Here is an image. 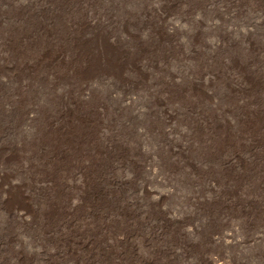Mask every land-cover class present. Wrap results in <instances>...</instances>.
Wrapping results in <instances>:
<instances>
[{
	"label": "rangeland",
	"instance_id": "obj_1",
	"mask_svg": "<svg viewBox=\"0 0 264 264\" xmlns=\"http://www.w3.org/2000/svg\"><path fill=\"white\" fill-rule=\"evenodd\" d=\"M106 1L0 0V264H264V0ZM138 3L141 6H137ZM52 14L56 17L52 18ZM32 21L38 22V27ZM54 24L59 26L54 27ZM100 33L107 36L108 42H116L115 46L126 49L125 53L121 54L119 47L115 50L103 45ZM90 37L96 40L92 42ZM28 38L32 42L37 40L36 44ZM48 41L52 45H48ZM135 41L141 42L136 44ZM149 60L154 64L148 63ZM163 65L165 69H161ZM21 67H26L25 71ZM172 70L186 78L185 87L179 85L182 82L177 77L171 79ZM141 73L147 76L144 78ZM150 77L157 81L151 84ZM62 80L65 82L60 83ZM192 80L200 82L199 89L192 88L189 84ZM65 100L68 102L64 105ZM159 104L173 118L164 116L165 113L158 110ZM67 105L73 107V114L80 108L78 113L76 111L80 119L74 117L78 118L76 122L70 115L72 125L67 123L68 131L64 133L59 128L46 130V121L61 110L65 112ZM234 112H242L246 118L236 123ZM27 114L32 115L31 120L27 119ZM186 116H190V121ZM158 126H163L159 132ZM189 126L195 131L191 132ZM164 129L173 132L168 133L173 137L171 150L174 144L186 142L194 149L201 144L208 155H215L220 148L222 155H241L246 163L240 162L236 169L242 172L218 168L217 161L206 165L203 160L197 163L199 171L194 173L186 161L195 152L188 151L187 157L174 155L169 144L162 141L165 133L160 132ZM100 136L107 138L106 148L111 149L110 152L99 153L96 149L103 141ZM38 140L50 144L48 153L55 150L62 152V156L49 153L53 158L48 154L47 158L36 159L30 154L36 151ZM78 168L87 169L88 175L81 177ZM23 181L27 185L39 183L48 198L41 193L34 194V199L24 198L16 188L9 186ZM2 187L12 192L5 197L6 202L1 200ZM97 191L106 192L108 201L104 197L101 200L93 197V192ZM83 193L86 200L80 199ZM71 204L75 207L72 210L68 206ZM18 210L26 212L23 220L15 215ZM92 210L96 212L94 218L89 216ZM66 211L72 214L68 216ZM70 218L73 225L65 229L64 224ZM57 229H62L63 235L55 233ZM88 231L93 234L92 239ZM50 236L58 240L68 237L71 252L65 251L63 242L48 240Z\"/></svg>",
	"mask_w": 264,
	"mask_h": 264
},
{
	"label": "bare ground",
	"instance_id": "obj_2",
	"mask_svg": "<svg viewBox=\"0 0 264 264\" xmlns=\"http://www.w3.org/2000/svg\"><path fill=\"white\" fill-rule=\"evenodd\" d=\"M84 1H85V0H84ZM103 1H104V0H103ZM105 1H106V0H105ZM112 1H114V0H112ZM115 1H116V0H115ZM115 1H114V2H115ZM131 1H132V0H131ZM44 2H45V1H44ZM49 2H50V1H49ZM78 2H79V1H78ZM88 2H89V1H88ZM88 2H87V3H88ZM106 2H107V1H106ZM114 2H113V3H114ZM122 2H124V1H122ZM128 2H129V1H128ZM41 3H43V2H41ZM47 3H48V2H47ZM50 3H51V2H50ZM76 3H77V2H76ZM90 3H91V2H90ZM92 3H94L93 0H92ZM92 3H91V4H92ZM107 3H108V2H107ZM117 3H118V2H117ZM119 3H120V0H119ZM129 3H130V2H129ZM134 3H135V2H134ZM139 3H141V2L139 1ZM139 3H138L137 6L140 5ZM38 4H40V3H38ZM91 4H90V5H91ZM108 4H110V3H108ZM114 4H115V3H114ZM123 4H124V3H123ZM142 4H143V3H141V5H142ZM145 4H148V3L145 2ZM84 5H85V4H84ZM111 5H113V4H111ZM115 5H119V4H115ZM141 5H140V6H141ZM143 5H144V4H143ZM40 6H41V4H40ZM46 6H47V5H46ZM46 6H45V4H44V8H45ZM105 6H107V4H106ZM113 6H114V5H113ZM147 6H148V5H147ZM151 6H152V5H151ZM159 6H160V5H159ZM209 6H210V5H209ZM209 6H208V7H209ZM37 7H38V5H37ZM37 7H36V8H37ZM42 7H43V5L41 6V8H42ZM65 7H66V6H65ZM80 7H81V6H80ZM85 7H86V6H85ZM87 7H89V6H87ZM91 7L93 8L94 6H91ZM91 7H90V10L92 9ZM155 7H157V6H155ZM33 8H35V7H33ZM33 8H32V9H33ZM62 8H63V7H62ZM67 8H68V7H67ZM94 8H95V7H94ZM114 8H115V6H114ZM117 8H118V7H117ZM148 8H149V7H148ZM150 8H151V7H150ZM210 8H211V7H210ZM39 9H40V8H39ZM86 9H87V8H86ZM96 9H97V8H96ZM122 9H123V8H122ZM141 9H142V8H141ZM141 9H140V10H141ZM156 9H157V8H156ZM160 9H161V8H160ZM160 9H159V10H160ZM22 10H23V9H22ZM22 10H21V11H22ZM48 10H51V9L48 8ZM66 10H67V9H66ZM92 10H93V9H92ZM99 10H100V9H99ZM99 10H97V11L99 12ZM111 10H112V8H111ZM123 10H124V9H123ZM145 10H146L145 12H148V11H149V10H147V9H145ZM154 10H155V8H154ZM154 10H153V11H154ZM26 11H27V10H25V12H26ZM35 11L37 12L38 9L35 10ZM42 11H44V10H42ZM42 11H39V13H40V12L42 13ZM52 11H53V10H51V12H52ZM57 11H59V10H57ZM141 11H142V10H141ZM44 12H46V11H44ZM47 12H48V11H47ZM51 12H49V13H51ZM62 12H63V11H62ZM95 12H96V11H95ZM111 12H112V11H111ZM143 12H144V10H143ZM145 12H144V14H142V16H143V15L145 16ZM149 12H150V11H149ZM29 13H30V11H29ZM37 13H38V12H37ZM37 13H36V14H37ZM58 13H59V12H58ZM58 13H57V14H58ZM65 13H66V11H65ZM70 13H71V12H70ZM88 13H89V12H88ZM151 13H152V12H151ZM155 13H156V12H155ZM23 14L26 15L25 13H23ZM23 14H22V15H23ZM97 14H98V13H97ZM101 14H102V13H101ZM109 14H110V13H109ZM158 14H159V13H158ZM163 14L165 15V13H163ZM28 15H29V14H28V12H27V18L29 17ZM30 15H31V14H30ZM40 15H41V14H40ZM47 15H49V14H47ZM47 15H46V16H47ZM62 15H63V14H62ZM88 15H91V14H88ZM148 15H149V14H148ZM148 15H147V16H148ZM160 15H161V14H160ZM32 16H33V15H32ZM91 16H92V15H91ZM98 16H99V15H98ZM100 16H101V15H100ZM103 16H104V15H103ZM107 16H108V15H107ZM144 16H143V17H144ZM157 16H158V15H157ZM25 17H26V16H25ZM34 17H35V16H34ZM34 17H32V19H33ZM53 17H56L55 14H54V16H53V14H52V18H53ZM57 17H58V16H57ZM104 17H105V16H104ZM112 17H113V16H112ZM120 17H121V16H120ZM120 17H119V18H120ZM122 17H123V16H122ZM122 17H121V18H122ZM145 17H146V16H145ZM145 17H144V18H145ZM164 17H165V16H164ZM23 18H24V16H23ZM36 18H37V17H36ZM36 18H35V19H36ZM44 18H45V16H44ZM48 18H49V17H48ZM50 18H51V16H50ZM52 18H51V19H52ZM62 18H63V16H62ZM92 18H93V17H92ZM107 18H108V17H107ZM150 18H152V17L150 16ZM160 18H161V16H160ZM162 18H163V17H162ZM28 19H29V18H28ZM35 19H33V20H35ZM38 19H40V18L38 17ZM51 19H50V20H51ZM81 19H82V18H81ZM95 19H96V21L98 20L97 18H95ZM103 19H104V18H103ZM155 19H156V18H155ZM41 20H42V19H41ZM50 20H49V21H50ZM53 20H54V19H53ZM64 20L66 21V19H64ZM68 20H69V18H68ZM82 20H83V19H82ZM92 20H93V19H92ZM100 20H101V19H100ZM142 20H143V18H142ZM147 20H149V19H147ZM22 21H24V20H21V23H22ZM26 21H27V20H26ZM30 21H31V20H29V22H30ZM38 21H39V20H38ZM45 21H46V20H45ZM47 21H48V20H47ZM47 21H46V22H47ZM51 21H52V20H51ZM55 21H56V20H55ZM55 21H54V22H55ZM59 21H60V20H59V17H58V22H59ZM65 21H64V22H65ZM94 21H95V20H94ZM106 21H107V20H106ZM110 21H111V20H110ZM112 21H113V20H112ZM130 21H131V20H130ZM132 21H133V20H132ZM132 21H131V22H132ZM145 21H146V20H145ZM151 21H152V19H151ZM24 22H25V21H24ZM24 22H23V24H24ZM32 22H33V21H32ZM46 22H45V23H46ZM58 22H57V23H58ZM62 22H63V21H61V23H62ZM71 22H72V21H71ZM77 22H79V21H77ZM84 22H85V21H84ZM97 22H98V21H97ZM99 22H100V21H99ZM99 22H98V23H99ZM103 22H104V21H102V23H103ZM115 22H116V21H114V23H115ZM147 22H150V21H147ZM11 23H12V22H11ZM33 23H36V26L38 27V24H37L38 22H35V21H34ZM41 23H42V22H41ZM41 23H40V24H41ZM43 23H44V22H43ZM45 23H44V24H45ZM59 23H60V22H59ZM67 23H68V22H67ZM67 23H66V24H67ZM80 23H81V22H80ZM128 23H129V22H128ZM128 23H127V25H128ZM152 23H153V22H152ZM12 24H13V23H12ZM12 24H11V27H12ZM19 24H20V23H19ZM23 24H22V25H23ZM40 24H39V25H40ZM44 24H43V25H44ZM46 24H48V23H46ZM51 24H52V23H51ZM51 24H50V25H51ZM64 24H65V23H64ZM71 24H72V23H71ZM81 24H82V23H81ZM103 24H104V23H103ZM105 24H106V23H105ZM109 24H110V22H109ZM147 24H148V23H147ZM154 24H155V23H154ZM162 24H163V23H162ZM15 25H16V24H15ZM25 25H27V24H25ZM25 25H24V26H25ZM28 25H29V24H28ZM30 25H31V24H30ZM43 25H42V26H43ZM67 25H69V24H67ZM111 25H112V24H111ZM120 25H121V24H120ZM129 25H130V23H129ZM134 25H135V24H134ZM55 26L58 27L59 25L57 26V24H56V25L54 24V27H55ZM101 26H102V25H101ZM103 26H104V25H103ZM103 26H102V27H103ZM107 26H108V25H107ZM112 26H113V25H112ZM143 26L145 27V26H148V25H143ZM164 26H165V25H164ZM15 27H16V26H15ZM15 27H14V28H15ZM27 27H28V26H26V28H27ZM31 27H32V26H31ZM48 27H49V26H48ZM51 27H52V26H51ZM82 27H83V26H82ZM116 27H117V25H116ZM119 27H120V26H119ZM148 27H149V26H148ZM152 27H153V26H152ZM152 27H151V28H152ZM154 27H155V26H154ZM33 28H34V26H33ZM44 28H45V27H44ZM69 28L72 29L73 27L70 26ZM79 28H80V27H79ZM84 28H85V27H83V29H84ZM104 28H106V27H104ZM104 28H103V29H104ZM131 28H132V27H131ZM133 28H135V27L133 26ZM157 28H158V27H157ZM174 28H175V27H174ZM11 29H12V28H11ZM39 29H40V28H39ZM50 29H51L50 27H49V29L47 28V30H49V31H50ZM59 29H61V28H59ZM63 29H67V28H64V27H63ZM63 29H62V30H63ZM83 29H79V30H80V31H83ZM120 29H122V28H120ZM146 29H147V27H146ZM149 29H150V27H149ZM153 29H156V28H153ZM153 29H151V30H153ZM164 29H165V27H164ZM170 29H171V28H170ZM9 30H10V29H9ZM29 30H30V28H29ZM41 30L43 31L42 28L40 29V31H41ZM53 30H54V29H53ZM55 30H56V29H55ZM55 30H54V31H55ZM73 30H74V32H75V27H74ZM73 30H72V32H73ZM79 30H78V31H79ZM84 30H85V33H86V29H84ZM94 30H95V29H94ZM123 30H124V29H123ZM123 30H122V31H123ZM156 30H157V29H156ZM173 30H174V29H173ZM26 31H27V30H26ZM31 31H32V29H31ZM35 31H36V30H34V32H35ZM40 31H39V32H40ZM64 31H66V30H64ZM64 31H63V32H64ZM100 31H101V30H100ZM114 31H115V30H114ZM135 31H136V30H135ZM146 31H148V30H146ZM153 31H154V30H153ZM157 31H158V30H157ZM29 32H30V31H29ZM29 32H27V33L30 35ZM37 32H38V31H37ZM52 32H53V31H51L50 33H52ZM55 32H56V31H55ZM69 32H70V31H69ZM74 32H73V33H74ZM87 32H88V31H87ZM101 32H103V31H101ZM116 32H117V31H116ZM123 32H124V31H123ZM123 32H122V33H123ZM155 32H156V31H155ZM44 33H45V29H44ZM44 33H43V34H44ZM53 33H54V32H53ZM67 33H68V32H66V34H67ZM73 33H70V34L73 35ZM76 33H78V32L76 31ZM79 33H80V32H79ZM79 33H78V35H79ZM90 33H91V32H90ZM117 33H118V32H117ZM120 33H121V32H120ZM122 33H121V34H122ZM125 33H126V32H125ZM127 33H128V32H127ZM127 33H126V34H127ZM129 33H130V32H129ZM147 33H148V32H147ZM166 33H167V31H166ZM28 34H26V35H28ZM47 34H48V36H49V33H47ZM61 34H62V33H61ZM61 34H60V36H61ZM70 34H69V36H70ZM83 34H84V33H82V36H83ZM130 34H131V33H130ZM130 34H129V36H130ZM135 34H136V33H135ZM149 34H150V33H149ZM169 34H170V33H169ZM32 35H33V34H32ZM35 35H36V34H35ZM35 35H34V36H35ZM40 35H41V33H40ZM40 35H39V36H40ZM74 35H76V34H74ZM78 35H76V36H78ZM80 35H81V34H80ZM86 35H87V34H86ZM86 35H84V36H86ZM88 35H89V34H88ZM88 35H87L86 37H88ZM101 35H102V34L100 33L99 36H101ZM107 35H108V34H107ZM114 35H115V33H114ZM118 35H119V34H118ZM118 35H117V36H118ZM133 35H134V34H133ZM152 35H153V34H152ZM170 35H171V34H170ZM42 36H44V35H42ZM42 36H41V37H42ZM45 36H46V33H45ZM82 36H81V37H82ZM93 36H94V35H93ZM119 36H120V35H119ZM123 36H124V35H123ZM123 36H122V38H123ZM135 36H137V34H136ZM149 36H150V35H149ZM37 37H38V36H37ZM41 37H40V38H41ZM64 37L67 38L68 36H64ZM115 37H116V36H115ZM124 37H125V36H124ZM126 37H128V36H126ZM138 37H139V36H138ZM141 37H143V36H141ZM159 37H160V36H159ZM171 37H172V35H171ZM30 38H31V37H30ZM30 38H28V39H30ZM44 38H47V39H48V37H44ZM50 38H51V37H50ZM59 38H60V37H59ZM82 38H83V37H82ZM90 38H92V42H94V40H96V39H94V37H90ZM95 38H97V36H95ZM100 38H102V40L100 39V41H104V42H105L103 45L107 44V46H109L108 48H114L115 50H118V49H116V47H117V48L119 47V48H120V52H121V49H122V52H123V53H121V54H124V53H125V50H126V49L124 50L120 45L115 46L116 42H115V44H113L112 41H111L112 43H111V42H108V41H110V40H108L107 36L103 37V35H102V37H100ZM113 38H114V37H113ZM119 38H120V37H119ZM122 38H121V40H122ZM129 38H132V37H129ZM143 38H144V37H143ZM143 38H142V39H143ZM148 38H149V37H148ZM28 39H27V40H28ZM35 39H36V38H35ZM38 39H39V38H38ZM41 39L43 40V38H41ZM67 39H68V38H67ZM69 39H70V37H69ZM69 39H68V40H69ZM75 39H76V38H75ZM77 39H78V38H77ZM77 39H76V40H77ZM80 39H81V38H80ZM84 39H85V38H84ZM93 39H94V40H93ZM115 39H117V38H115ZM127 39H128V38H127ZM151 39H152V38H151ZM168 39H169V38H168ZM171 39H172V38H170L169 40H171ZM27 40H26V41H27ZM42 40H41V43H42ZM52 40H53V39H52ZM52 40H49V41L52 43ZM62 40H63V39H62ZM71 40H72V39H71ZM86 40H89V39L86 38ZM90 40H91V39H90ZM90 40H89V41H90ZM97 40H98V39H97ZM107 40H108V41H107ZM123 40H124V39H123ZM123 40H122V41H123ZM133 40H134V38H133ZM143 40H144V39H143ZM143 40H142V42H143ZM149 40H150V39H149ZM154 40H155V39H154ZM29 41L32 42L31 39H30ZM33 41H34V40H33ZM44 41H45V40H44ZM49 41H48V45H49V43H50ZM73 41H74V39H73ZM79 41H80V40H79ZM82 41H83V43H84V40H82ZM114 41H115V40H114ZM119 41H120V40H119ZM127 41H130V40H127ZM151 41H152V40H151ZM158 41H160V39H158ZM34 42H37V40H35ZM34 42H32V43L34 44ZM58 42H59V41H58ZM75 42H76V41H75ZM86 42H87V41H86ZM90 42H91V41H90ZM107 42H108L109 44H108ZM120 42H121V41H120ZM123 42H124V41H123ZM125 42H126V41H125ZM133 42H134V41H133ZM140 42H141V41H140ZM140 42H137V43L139 44ZM144 42H145V41H144ZM46 43H47V42H46ZM51 43H50V44H51ZM59 43H60V42H59ZM70 43H72V41H71ZM77 43H79V42L77 41ZM87 43H88V42H87ZM87 43H86V44H87ZM96 43H97V41H96ZM96 43H95V44H96ZM101 43H102V42H101ZM101 43H100V44L98 43V44L101 45ZM121 43H122V42H121ZM126 43H127V42H126ZM126 43H125V44H126ZM135 43H136V41H135ZM137 43H136V44H137ZM145 43H146V42H145ZM152 43L154 44V42H152ZM155 43H156V41H155ZM167 43H168V42H167ZM3 44H4V43H3ZM26 44H27V43H26ZM35 44H36V43H35ZM35 44H34V45H35ZM39 44H40V43H39ZM81 44H82V42H81ZM118 44H119V43H118ZM122 44H123V43H122ZM125 44H124V45H125ZM127 44H129V42H128ZM127 44H126V45H127ZM136 44H135V45H136ZM142 44H144V43H141V45H142ZM27 45H29V44H27ZM37 45H38V43H37ZM51 45H52V44H51ZM93 45H94V44H93ZM96 45H97V44H96ZM166 45H167V44H166ZM46 46H47V45H46ZM74 46L76 47V43L74 44ZM78 46H79V44L77 45V47H78ZM80 46H81V45H80ZM82 46H83V45H82ZM84 46H85V45H84ZM101 46H102V45H101ZM122 46H123V45H122ZM136 46H137V45H136ZM138 46H139V45H138ZM153 46H156V45H153ZM22 47H23V46H22ZM51 47H52V46H51ZM72 47H73V46H72ZM123 47H124V46H123ZM127 47H128V46H127ZM143 47H144V46H143ZM169 47H170V46H169ZM48 48H50V47L48 46ZM70 48H71V47H70ZM94 48H97V49H98V47H96V46H95ZM101 48H102V47H101ZM105 48H106V47H105ZM125 48H126V46H125ZM135 48H136V47H135ZM137 48H138V47H137ZM137 48H136V49H137ZM145 48H146V47H145ZM40 49H43V47H41ZM60 49H61V47H60ZM60 49H58V50H60ZM68 49H69V48H68ZM77 49H78V48H77ZM81 49H82V48H81ZM106 49H107V48H106ZM138 49H139V48H138ZM143 49H144V48H143ZM168 49H170V48H168ZM44 50L46 51V49H43V51H44ZM58 50H57V51H58ZM64 50H65V49H64ZM72 50H73V49H72ZM75 50H76V49H75ZM78 50H80V49H78ZM87 50H88V49H87ZM98 50H100V49H98ZM109 50H110V49H109ZM139 50H141V49H139ZM60 51H61V50H60ZM106 51H108V50H106ZM106 51H105V53H106ZM110 51H111V50H110ZM137 51H138V50H137ZM147 51H148V49H147ZM72 52H74V51H72ZM80 52H81V51H80ZM83 52H84V51H83ZM87 52H88V51H87ZM87 52H86V53H87ZM91 52H92V51H91ZM93 52H94V51H93ZM93 52H92V53H93ZM98 52H100V51H98ZM98 52H97V53H98ZM101 52H102V51H101ZM101 52H100V53H101ZM103 52H104V51H103ZM139 52H140V51H139ZM142 52H144V51L142 50ZM142 52H141V53H142ZM11 53H12V52H11ZM13 53H14V52H13ZM59 53H60V52H59ZM69 53H70V52H69ZM88 53H89V52H88ZM94 53H95V52H94ZM94 53H93V54H94ZM116 53H117V52H116ZM132 53H133V52H132ZM132 53H130V55H131ZM135 53H136V52H135ZM151 53H152V51H151ZM151 53H150V54H151ZM53 54H54V53H53ZM56 54H57V52H56ZM70 54H71V53H70ZM89 54H90V53H89ZM89 54H88V55H89ZM139 54H140V53H139ZM150 54H149V55H150ZM163 54H164V53H163ZM169 54H170V53H169ZM185 54H186V53H185ZM236 54H237V53H236ZM13 55H14V54H13ZM48 55H49V54H48ZM68 55H69V54H68ZM73 55H74V54H73ZM96 55H98V54H96ZM105 55H106V54H105ZM112 55H113V54H112ZM126 55H128V54L126 53ZM126 55H125V56H126ZM135 55H136V54H135ZM71 56H72V55H71ZM76 56L78 57V55H76ZM80 56H81V55H80ZM83 56H84V55H83ZM89 56H90V55H89ZM93 56H94V55H93ZM100 56H101V55H100ZM103 56H104V53H103ZM108 56H109V55H108ZM108 56L106 55L107 58H108ZM115 56H117V55H115ZM115 56H114V57H115ZM125 56H124V57H125ZM150 56H151V55H150ZM165 56H167V55H165ZM2 57H3V56H2ZM13 57H14V56H13ZM46 57H48V56H46ZM59 57H60V55H59ZM81 57H82V56H81ZM97 57H99V56H97ZM97 57H95V58H97ZM167 57H168V56H167ZM187 57H188V56H187ZM234 57H235V56H234ZM3 58H5V57H3ZM61 58H62V57H61ZM61 58H60V59H61ZM71 58H72V57H71ZM82 58H83V57H82ZM87 58H88V57H87ZM99 58H100V57H99ZM110 58H111V57H110ZM116 58H117V57H116ZM136 58H137V57H136ZM136 58H133V59H136ZM146 58H148L147 55H146ZM62 59H63V58H62ZM72 59H73V58H72ZM91 59H92V57H91ZM119 59H120V57H119ZM124 59H125V58H124ZM127 59H128V58H127ZM143 59L145 60V57H144ZM150 59H151V58H150ZM153 59H154V58H153ZM163 59H164V58H163ZM166 59H168V58H166ZM3 60H4V59H3ZM13 60H14V59H13ZM31 60H32V59H31ZM63 60H64V59H63ZM74 60H75V58H74ZM87 60H89V58H88ZM87 60H86V61H87ZM151 60H152V59H151ZM151 60H149V62H148V61H147V62H148V63H153V62H150ZM231 60H232V59H231ZM234 60H236V59H234ZM14 61H15V60H14ZM35 61H36V60H35ZM113 61H114V60H113ZM113 61H112V62H113ZM120 61H122V60H120ZM120 61L118 60V62H120ZM135 61H136V60H135ZM135 61H134V62H135ZM167 61H168V60H167ZM31 62H32V61H31ZM43 62H44V61H43ZM82 62H83V61H82ZM90 62H91V61H90ZM90 62H89V63H90ZM99 62H100V61H99ZM101 62H102V61H101ZM105 62H106V60H105ZM110 62H111V61H110ZM122 62H125V61H122ZM132 62H133V61H132ZM143 62H144V61H143ZM165 62H166V61H165ZM168 62H169V61H168ZM10 63H11V62H10ZM23 63H24V62H23ZM44 63H45V62H44ZM114 63H115V62H114ZM129 63H130V62H129ZM166 63H167V62H166ZM227 63H228V62H227ZM69 64H70V63H69ZM104 64H105V63H104ZM104 64H103V65H104ZM109 64H111V63H109ZM120 64H121V63H120ZM153 64H154V63H153ZM155 64H156V63H155ZM167 64H168V63H167ZM221 64H222V63H221ZM1 65H2V64H1ZM27 65H28V64H27ZM31 65H32V64H31ZM45 65H46V63H45ZM47 65H48V64H47ZM47 65H46V66H47ZM88 65H89V64H88ZM93 65H94V64H93ZM101 65H102V64H101ZM145 65H147V63H145ZM149 65H150V64H149ZM15 66H17V65H15ZM28 66H29V65H28ZM38 66H39V65H38ZM41 66H42V65H41ZM43 66H44V65H43ZM46 66H45V67H46ZM116 66H117V65H115L114 68H116ZM132 66L135 67V64L132 65ZM159 66H160V65H159ZM161 66H162V65H161ZM164 66H165V65H163V67H161V69L164 68ZM225 66H226V64H225ZM230 66H231V65H230ZM9 67H10V66H9ZM13 67H14V66H13ZM17 67H18V66H17ZM26 67H27V66H26ZM26 67H25V68H26ZM33 67H34V66H32V68H33ZM96 67H97V66H96ZM120 67H121V66H120ZM136 67H137V66H136ZM146 67H147V66H146ZM153 67H154V65H153ZM232 67H233V66H232ZM5 68H6V67H5ZM14 68H15V67H14ZM21 68H22V67H21ZM25 68H24V69L22 68V70L25 71ZM28 68H29V67H28ZM30 68H31V67H30ZM43 68H44V67H43ZM75 68H76V67H75ZM104 68H105V67H104ZM104 68H103V69H104ZM117 68H118V67H117ZM150 68H151V67H150ZM155 68H156V67H155ZM224 68H225V67H224ZM15 69H16V68H15ZM82 69H83V68H82ZM97 69H98V67H97ZM130 69H131V68H130ZM133 69H134V68H133ZM133 69H132V70H133ZM135 69H136V68H135ZM164 69H165V68H164ZM8 70L11 71V69H8ZM16 70H17V69H16ZM18 70H19V69H18ZM22 70H21V71H22ZM72 70H73V67H72ZM76 70H77V69H76ZM83 70H84V69H83ZM90 70H91V69H90ZM99 70H100V68H99ZM116 70H117V69H116ZM118 70H119V69H118ZM153 70H154V69H153ZM153 70H152V71H153ZM157 70H158V67H157ZM159 70H160V69H159ZM27 71H28V70H26V72H27ZM33 71H34V70H33ZM74 71H75V69H74ZM74 71H73V72H74ZM120 71H121V70H120ZM133 71H134V70H133ZM137 71H138V69H137ZM150 71H151V70H150ZM168 71H169V69H168ZM175 71H176V70H175ZM13 72H16V71H13ZM92 72H93V71H92ZM118 72H119V71H118ZM165 72H167V71L165 70ZM17 73H18V72H16V74H17ZM27 73H28V72H27ZM27 73H26V77H27ZM53 73H54V72H53ZM76 73H77V72H76ZM76 73H75V74H76ZM87 73H88V72H87ZM101 73H103V72H101ZM127 73H130V72H127ZM152 73H153V72H152ZM169 73H170V72H169ZM171 73H172V74H171ZM171 73H170L171 76H172L171 79H173V77L175 76V77H177V80H179L180 82H182V83H180L179 85H181V86H183V87L186 86V82H185V81H186V78H185L182 74H176V72L173 73V70H172ZM233 73H234V72H233ZM13 74H14V73H13ZM13 74H12V71H11V75H13ZM37 74H38V73H37ZM72 74H74V73H72ZM84 74H85L84 77H86V73H84ZM90 74H92V73H90ZM132 74H133V73H132ZM141 74H143V73H141ZM186 74H187V73H186ZM224 74H225V73H224ZM226 74H227V73H226ZM11 75H9L10 78H12ZM23 75H24V74H23ZM53 75H54V74H53ZM53 75H52V76H53ZM57 75H58V74H57ZM101 75H102V74H100V77H101ZM107 75H108V74H107ZM184 75H185V74H184ZM188 75H189V74H188ZM227 75H228V74H227ZM9 76H8V77H9ZM18 76H19V75H17V77H18ZM28 76H29V75H28ZM33 76H34V75H33ZM55 76H56V75H55ZM69 76H70V75H69ZM87 76H89V75H87ZM145 76H147V75L143 74V77H144V78H145ZM168 76H169V75H168ZM215 76H216V74H215ZM38 77H40V76H38ZM42 77H43V75L40 77V79H41ZM45 77H46V76H45V74H44V78H45ZM70 77H72V76H70ZM89 77H90V76H89ZM89 77H88V78H89ZM102 77H103V76H102ZM175 77H174V78H175ZM189 77H191V76H189ZM22 78H23V77H22ZM33 78H35V76H34ZM54 78H55V77H54ZM58 78L60 79V77H58ZM62 78H63V77H62ZM97 78H99V77H97ZM132 78H133V77H132ZM132 78H131V79H132ZM228 78H229V77H228ZM15 79H17L16 76H15ZM25 79L28 80V79H30V78H24V80H25ZM31 79H32V78H31ZM36 79H37V78H36ZM72 79H73V77H72ZM72 79H70V80H72ZM101 79H102V78H101ZM131 79H130V80H131ZM146 79H148V78H146ZM146 79H145V80H146ZM149 79H150L149 81H150L151 84H152V83H155V80H156V79H154V77H150ZM175 79H176V78H175ZM207 79H208V78H207ZM12 80H13V79H12ZM17 80H18V79H17ZM17 80H16L17 83H18L19 81H21V80H19V81H17ZM56 80H57V79H56ZM64 80H65V79H64ZM66 80H67V79H66ZM68 80H69V79H68ZM86 80H89V79H85V81H86ZM98 80H99V79H98ZM128 80H129V79H128ZM184 80H185V81H184ZM190 80H191V79H190ZM37 81H38V80H37ZM39 81H40V80H39ZM43 81H44V79H43ZM156 81H157V80H156ZM172 81H173V80H172ZM196 81H197V80H196ZM196 81H195V80H192V81H190V82L188 81V82H189V84H191L192 88H197V89H199L200 87L198 88L197 86H200V82L198 83V82H196ZM233 81H234V80H233ZM3 82H4V81H3ZM3 82H2V83H3ZM29 82H30V81H29ZM52 82H53V81H52ZM56 82H57V81H56ZM56 82H55V83H56ZM61 82H65V81L62 80V81H60V83H61ZM71 82H72V81H71ZM71 82H70V83H71ZM128 82H129V81H128ZM39 83H40V82H39ZM60 83H58V85H59ZM66 83H68V82H66ZM178 83H179V82H178ZM25 84H27V83H25ZM68 84H69V83H68ZM68 84H67V85H68ZM156 84H157V82H156ZM174 84H175V82H174ZM227 84H228V83H227ZM3 85H4V84H3ZM15 85L17 86V84H15ZM39 85H40V84H39ZM206 85H207V84H206ZM65 86H66V84H65ZM65 86H64V87H65ZM68 86H69V85H68ZM68 86H67V87H68ZM70 86H72V85L70 84ZM73 86H74V84H73ZM89 86H90V85H89ZM89 86H88V87H89ZM151 86H153V85H151ZM154 86H157V87H158V85H154ZM233 86H234V85H233ZM88 87H87V88H88ZM157 87H156V88H157ZM176 87H177V86H176ZM16 88H17V87H16ZM85 88H86V87H85ZM61 90H62V88H61ZM61 90H60V91H61ZM64 90L68 91L69 89L67 90V88H66V89L64 88ZM83 90H84V89H83ZM193 90H194V89H193ZM66 91H65V92H66ZM246 91H247V90H246ZM61 92H62V91H61ZM69 93H70V92H69ZM200 93H201V92H200ZM203 93H205V95H206L208 98H209V97H210L211 99L213 98V97H211L209 94H206V92H203ZM60 94H61V93H60ZM84 94H85V92H84ZM201 94H202V93H201ZM63 95H64V92H63ZM66 95H67V93H66ZM85 96H86V95H85ZM60 97H61V96H59L58 98L60 99ZM67 97H68V96H67ZM155 97H156V96H153V98H155ZM88 98H89V97H88ZM130 98H131V97H130ZM130 98H129V99H130ZM158 98H159V97H158ZM66 99H67V98H66ZM63 100H64V99H63ZM63 100H62V101H63ZM132 100H133V98H132ZM152 100H153V99H152ZM203 101H204V100H203ZM210 101L214 102L213 100H210ZM59 102H60V101H59ZM67 102H68V100H67V101L65 100L64 105L67 104ZM152 102H153V101H152ZM156 102H157V101H156ZM156 102H155V103H156ZM158 102H160V104H164V103H165V102L162 103V101H158ZM206 102H208V101H206ZM150 103H151V102H150ZM62 104H63V102H62ZM156 104H157V103H156ZM160 104H159V105H160ZM205 104H206V103H205ZM205 104H204V105H205ZM157 105H158V104H157ZM200 105H201V104H200ZM211 105H212V104H211ZM214 105H215V104H214ZM180 106H181V105H180ZM75 107H77V106L75 105ZM94 107H95V106H94ZM157 107H158V106H157ZM163 107H164V106L161 107V105H160V108H158V110H160L162 113L164 112V113L166 114V115L163 114L164 116H167L168 118H171V117H172V114H171L169 111H166V110L164 109L165 107H164V108H163ZM209 107H210V105H209ZM214 107H215V106H214ZM186 108H187V110H189L188 107H186ZM205 108H206V107H205ZM207 108H208V107H207ZM210 108H211V107H210ZM76 109H77V108H76ZM151 109H152V108H151ZM156 109H157V108H156ZM156 109H155V110H156ZM199 109H200V108H199ZM199 109H198V110H199ZM201 109H203V108H201ZM212 109H213V107H212ZM218 109H219V108H218ZM72 110H73V107L67 105L66 108H65V112H64V110H61L56 116L49 118V120L46 121V124H47V126H46V130H47V129L51 130V129L59 128V129L62 131V133L67 132V131H68V129H66V128L68 127V126H67V123H68L69 126L72 125V124H71V121H73V120L71 119V116H72L73 118H74V117H79V119H80L79 114H76V111H77V110L74 112L75 114H73V111H72ZM190 110H191V108H190ZM190 110H189V111H190ZM195 110H196V109H195ZM208 110H209V109H208ZM221 110H222V109H221ZM79 111H80V108H79ZM79 111H77V113H78ZM152 111H153V110H152ZM209 111H210V110H209ZM96 112H97V111H96ZM187 112H188V111H187ZM196 112H197V110H196ZM211 112H212V111H211ZM214 112H215V111H214ZM31 113H32V112H31ZM153 113H155V112H153ZM189 113H190V112H189ZM199 113H200V112H199ZM199 113H197V114H199ZM202 113H203V112H202ZM29 114H30V113H29ZM182 114H183V116H184V113H182ZM187 114H188V113H187ZM190 114H191V113H190ZM203 114H205V113H203ZM203 114H202V115H203ZM212 114H213V113H212ZM214 114H215V113H214ZM241 114H242V112H241ZM241 114H235V112H234V114H232V115H233V121H235V122L237 123V122L240 121L241 119L246 118V116L244 115V113H243L242 115H241ZM54 115H55V114H54ZM70 115H71V116H70ZM80 115L82 116V114H80ZM159 115H160V114H159ZM215 115H216V114H215ZM27 116H28V118H27L28 120H31V119H32V115H28V114H27ZM161 116H162V114H161ZM164 116H163V118H164ZM190 116H192V115H190ZM190 116H186L185 119H187L188 121H190ZM195 116H196V114H195ZM195 116H193V117H195ZM197 116H198V115H197ZM197 116H196V117H197ZM199 116H200V115H199ZM199 116H198V118H199ZM206 116H207V114H206ZM206 116H205V117H206ZM167 117H166V118H167ZM200 117L203 118L202 116H200ZM209 117H210V116H209ZM218 117H219V116H218ZM221 117H222V116H221ZM104 118H106V117H104ZM172 118H173V117H172ZM201 118H200V119H201ZM74 119H75V118H74ZM77 119H78V118H77ZM77 119H75V121H76ZM84 119H85V117H84ZM215 119H216V118H215ZM215 119H213V120H215ZM218 119H219V118H218ZM222 119H224V118H222ZM263 119H264V118H263ZM86 120H87V119H86ZM168 120H169V119H168ZM192 120H194V119L192 118ZM197 120H198V119H197ZM202 120H203V119H202ZM204 120H206V119L204 118ZM204 120H203V121H204ZM213 120H211V121H213ZM227 120H228V118H227ZM203 121H202V122H203ZM217 121H218V120H217ZM220 121H221V120H220ZM76 122H77V121H76ZM76 122H75V123H76ZM79 122H80V121H79ZM84 122H85V121H84ZM86 122H87V121H86ZM192 122H193V121H192ZM196 122H197V121H196ZM198 122H199V121H198ZM198 122H197V123H198ZM207 122L210 123L209 121H207ZM218 122H219V121H218ZM82 123H83V121L81 120V124H82ZM89 123H90V122H89ZM106 123H107V122H106ZM169 123H170V122H169ZM200 123H201V122H200ZM208 123H207V124H208ZM213 123L215 124V121H213ZM78 124H80V123H78ZM108 124H109V123H108ZM155 124H156V122H155ZM166 124H167V123H166ZM205 124H206V123H205ZM214 124H213V126H214ZM217 124H219V123H217ZM230 124H231V123H230ZM82 125H83V124H82ZM88 125H89V124H88ZM88 125H87V126H88ZM159 125H160V124H159ZM167 125H168V124H167ZM196 125H197V124H196ZM196 125H195V126H196ZM198 125H199V123H198ZM198 125H197V126H198ZM215 125H216V124H215ZM84 126H85V124H84ZM89 126H90V125H89ZM232 126H233V125H232ZM232 126H231V128H233ZM166 127H167V126H166ZM170 127H171V128H170ZM170 127H169V128H170V130H171V129H172V125H170ZM202 127H203V126H202ZM89 128H90V127H89ZM160 128H161V127L158 126V128H157V129H158V132H159ZM162 128H163V126H162ZM162 128H161V129H162ZM173 128H175V127L173 126ZM189 128H190V130H191V132H192V130H193L192 127L189 126ZM193 128H194V127H193ZM203 128H206V127H203ZM203 128H200V130L203 129ZM157 129H156V131H154V129H152V130L156 133V132H157ZM167 129H168V128H166V130H167ZM197 129H198V128H197ZM233 129H235V128H233ZM57 130H58V129H57ZM166 130L164 129V132H160V133H165V134L163 135V137H162V139L165 137V138H164L165 140H162V141H163V143L165 142L166 145L169 144V148H170V150H171L170 144H172V142H173V141H172V138H173V137L169 136L168 133H171L172 131L166 132ZM108 131H109V130H108ZM138 131H139V130H138ZM167 131H168V130H167ZM182 131H183V130H182ZM194 131H195V130H193V132H194ZM197 131H198V130H197ZM197 131H196V134H197ZM206 131H207V130H206ZM58 132H60V131H58ZM105 132H106V131H105ZM141 132H142V131H141ZM175 132H176V131H175ZM209 132H210V131H209ZM101 133H102V132H101ZM138 133H139V132H138ZM143 133H144V132H143ZM160 133H159V134H160ZM172 133H173V132H172ZM106 134H108V133H106ZM139 134H140V133H139ZM141 134H142V133H141ZM206 134H207V133H206ZM58 135H60V133H59ZM161 135H162V134H161ZM170 135H171V134H170ZM172 135H173V134H172ZM182 135H183V134H182ZM158 136H159V135H158ZM192 136H193V135H192ZM195 136H196V135H195ZM199 136H200V135H199ZM106 137H108V136H106ZM100 138H103V136H102V137L100 136ZM199 138H200V137H199ZM98 139H99V138H97L96 140L98 141ZM106 139H107V138H105V136H104V138L101 139V140H103V141H101V142H99V144H97L96 149L99 151V153L102 152V151H103V152H106V153H107L108 151L110 152L111 149H107V148H106V143H105V142H106ZM159 139H161V138H159ZM186 140H187V139H186ZM197 140H198V137H197ZM38 141H39V142L36 141L38 144H35V145H36V151L31 152L30 155L35 156L36 159H37V158H40V157H43V156H45V157L47 158V155L50 153V152L48 153V148H49L48 145H50V144L47 145L44 141H41V140H38ZM158 141H159V140H158ZM162 141H160V142H162ZM188 141H189V139H188ZM190 141H191V140H190ZM198 141H199V140H198ZM51 142H52V141H51ZM195 142H196V141H195ZM199 142H200V141H199ZM199 142H197V143H199ZM199 144H200V143H199ZM0 145H1V144H0ZM91 145H92V144H91ZM163 145H164V144H163ZM166 145H165V147H166ZM200 145H201V144H200ZM200 145H199L198 147H196V149H194V148L192 147L193 145L190 146L189 143H187V142H186V143H183V144L181 143V145L174 144V148H172L171 152H172L174 155L177 154V155H181V156H184V157H187L186 154H188V151H189V153H190L191 151H192V152H195V153H194V156L191 157L190 159L188 158V160H187V159L185 158V159L187 160V161H186V160H185V161L189 164V166H190L191 169L194 171V173H195L196 171H199V167H198L197 163H202V162H204V161H205L204 164H206V165H210L211 163H213V165H214L215 161H217V163H218V168H223V169H224V168H226V169H229V168L231 169V168H232L231 170H232V171H235V172H236L237 170H239V169H236V168H237L236 165L240 167V165H239L240 162L246 163V162L243 161L244 159L241 157V155H240V156H238V155H236V154H233V155H232L231 153H230L229 155H227V154L222 155V153H220V152L218 151L220 148L217 150V153H216V154L214 153L215 155H208L209 153L207 154L205 151H203L202 148H201V147H203V146H200ZM202 145H203V143H202ZM249 145H250V144H249ZM45 146H46V147H45ZM161 146H162V145H161ZM167 146H168V145H167ZM1 147H2V145H1ZM4 147H5V146H4ZM84 147H85V146H84ZM88 147H89V146H87L86 148H88ZM13 148H14V147H13ZM15 148H16V147H15ZM73 148H74V147H73ZM86 148H85V149H86ZM245 148H246V147H245ZM89 149H90V148H89ZM94 149H95V148H94ZM94 149H93V150H94ZM96 149H95V150H96ZM102 149H103V150H102ZM106 149H107V150H106ZM11 150H12V147H11ZM15 150H16V149H15ZM63 150H64V148H62V151H63ZM67 150H68V149H67ZM77 150H78V148H77ZM163 150H164V146H163ZM195 150H196V151H195ZM5 151H6V150H5ZM12 151H13V150H12ZM65 151H66V150H65ZM86 151H87V150H86ZM166 151H167V149L165 150V152H166ZM168 151H169V149H168ZM207 151H208V150H207ZM220 151H222V150H220ZM79 152H80V151H79ZM79 152H78V154H79ZM95 152H96V151H95ZM137 152H138V151H137ZM169 152H170V151H169ZM246 152H247V154H248L249 151L247 150ZM250 152H251V150H250ZM4 153H5V152H4ZM15 153H16V152H15ZM76 153H77V152H76ZM88 153H89V152H88ZM88 153H87V156H88ZM167 153H168V152H167ZM172 153H170V154H172ZM5 154H7V151H6ZM8 154H11V153H9V151H8ZM50 154L53 155V156H55V155H56V156H57V155H58V156H62V152H60V154H61V155H60L59 152H57V151H55V150H53ZM50 154H49V155H50ZM168 154H169V153H168ZM3 155H4V154H3ZM3 155H2V156H3ZM12 155L14 156L13 153H12ZM51 155H50V156H51ZM90 155H91V154H90ZM5 156H7V155H5ZM8 156H9V155H8ZM50 156H49V157H50ZM49 157H48L47 160H49ZM51 158H53V157L51 156ZM57 158H59V157H57ZM63 158H64V157H63ZM249 158H250V157H249ZM4 159H5V158H4ZM4 159H3V160H4ZM8 159H9V158H8ZM43 159H44V158H43ZM55 159H56V158H55ZM59 159H60V158H59ZM250 159H251V158H250ZM38 160H39V159H38ZM60 160H61V159H60ZM203 160H204V161H203ZM50 161H51V160H50ZM171 161H172V160H171ZM245 161H246V159H245ZM43 164H44V163H43ZM12 165H13V164H12ZM244 165H245V164H244ZM80 166H81V165H80ZM242 166H243V165H242ZM245 166H246V165H245ZM78 167H79V166H78ZM168 167H169V166H168ZM173 167H176V165L174 164ZM234 167H235V168H234ZM85 168H86V167H85ZM22 169H23V168H22ZM34 169H35V168H34ZM78 169H79V168H78ZM172 169H173V168H172ZM245 169H246V168H245ZM79 170H80L81 177H86V176L88 175V171H87V169L80 168ZM79 170H77V171L79 172ZM241 170H243V169H241ZM193 171H192V172H193ZM239 171H240V170H239ZM239 171H238V172H239ZM22 172H24V171H22ZM148 172H149V171H148ZM240 172H242V171H240ZM20 173H21V172H20ZM38 173H39V172H38ZM48 173H49V172H48ZM76 173H77V172H76ZM21 174H22V173H21ZM150 174H153V173H150ZM49 175H50V174H49ZM20 176H21V175H20ZM27 176H28V175H27ZM41 176H42V175H41ZM205 178H206V177H205ZM211 178H214V177H210V179H211ZM23 179L25 180L26 178H23ZM49 179H50V178H49ZM106 179L108 180V178H106ZM194 179H195V178H194ZM194 179H193V181H194ZM203 179H204V178H203ZM215 179H216V178H215ZM36 180H37V179H36ZM36 180H35V181H36ZM107 180H106V181H107ZM207 180H208V178H207ZM213 180H214V179H213ZM106 181H105V183H106ZM108 181H109V180H108ZM210 181H211V180H210ZM210 181H209V182H210ZM215 181H216V180H215ZM36 182H37V181H36ZM207 182H208V181H207ZM20 183H21V182H20ZM108 183H110V182H108ZM119 183H121V182L118 181V184H119ZM194 183L198 185V182L194 181ZM210 183H211V182H210ZM13 184H14L15 187H14L12 184H9V186H10V187H13V188H16V189L18 190V191H17L18 194H19L20 196L24 197V198L32 197V198L34 199V198H35V197H33L34 194H39V195H41V194L44 195V194H45V195H46V193H47L46 190H45V188H44L43 186H40L39 183H38V184H35V183H34V184H33V183H30V184H29V183H28L29 185H27V183L23 181L20 185H15V183H13ZM17 184H18V183H17ZM74 185H75V187L77 186V184H75V183H74ZM9 186H8V187H9ZM195 186H196V185H195ZM5 187H6V186H5ZM199 187H200V186H199ZM49 188H50V187H49ZM103 188H104V186H103ZM103 188H101V190H103ZM2 189H3V192H4V197H3V199H1V200H2L3 202H6L5 197H6V196H9L10 193H12V192L9 193L10 190H8L7 188H3V187H2ZM104 189H105V188H104ZM205 189H207V188H205ZM47 190H48V189H47ZM51 190H52V189H51ZM96 190H97V189H96ZM84 191H85V190H84ZM89 191H90V190H89ZM105 191H106V190H105ZM40 193H41V194H40ZM91 193H92V192H91ZM105 193H106V192H104V191H103V192H100V191L93 192V197H96L97 199H100V200L104 197V198H106V200H107L108 197H105V196H106ZM83 194H84V193H83ZM86 194H87V193H86ZM89 194H90V193H89ZM111 194H112V192H111ZM111 194H110V196H111ZM43 195H42V197H44ZM46 196H47V195H46ZM108 196H109V195H108ZM37 197H38V196H37ZM40 197H41V196H40ZM44 198H45V197H44ZM47 198H48V196H47ZM104 198H103V199H104ZM37 199L39 200L40 198H37ZM80 199H81V200H86V196H85V194H84V195H80ZM133 199H134V198H133ZM47 200H48V199H47ZM87 200H88V199H87ZM35 201H36V199H35ZM51 201H52V200H51ZM97 201H98V200H97ZM107 201H108V200H107ZM36 202H38V201H36ZM33 203H34V202H33ZM110 203H111V202H110ZM73 204H74V203H73ZM73 204L68 205L69 208H70L71 210H72L73 208H75ZM8 206H9V205H8ZM65 206H66V205H65ZM132 207H133V206H132ZM6 208H7V207H6ZM24 208H25V207H24ZM35 208H36V207H35ZM56 208H57V207H56ZM47 209H48V208H47ZM66 209H67V208H66ZM120 209H121V208H120ZM8 211H9V210H8ZM10 211H11V210H10ZM66 212H67V211H66ZM10 213H11V212H10ZM13 214H15V213H13ZM13 214H12V215H13ZM25 214H26V212H20V210H18V211H16V214H15V215H16L18 218H22V220H23V218L26 217ZM66 214H68V216H69V215H71L72 213H71V211H70V212L68 211ZM95 215H96V212H95L94 210H92L91 212H89V216H91V217L94 218ZM111 215H112V214H111ZM126 215H127V214H126ZM13 216H14V215H13ZM140 217H141V216H140ZM55 218H56V217H55ZM91 219H92V218H91ZM162 219H164V218H162ZM53 220H54V219H53ZM173 220H174V219H173ZM48 221H49V220H48ZM55 221H56V219H55ZM66 221H67L66 223L64 222V223H65V224H64V228H65V229H71V226L73 225V223L71 222V218L68 219V220H66ZM120 221H121V220H120ZM60 222H61V220H60ZM165 222H166V221H165ZM49 224H50V223H49ZM59 224H60V223H59ZM167 224H168V223H167ZM50 225H51V224H50ZM164 226H165V225H164ZM40 229H41V230H42V229L44 230V228H40ZM150 229H151V228H150ZM169 229H170V228H169ZM46 230H47V229H45V231H44L45 233L48 232V231H46ZM61 230H62V229H61ZM61 230H58V229H57V230H55V233H58V235H63L64 232L62 233ZM72 231H73V230H72ZM88 232H89V231H88ZM41 233H42V232H41ZM53 233H54V232H53ZM89 233H91V232H89ZM89 233H88V234H89ZM153 233H154V232H153ZM42 234H43V233H42ZM91 234H92V233H91ZM56 235H57V234H56ZM65 235H66V234H65ZM89 235H90V234H89ZM63 237H64V236H63ZM63 237H62V238H59V240H58V239H56L55 236H50L49 239H48V237H47V239H48V240H53L54 242L57 241L56 243H59V244H60L61 242H63V244H64V248H65V251H66V252H69V251L71 252V244H70V240L68 239V237H65V238H63ZM88 238H89V236H88ZM92 238H93V234H92V236H91V239H92ZM87 240H90V239H87ZM125 240H126V239H125ZM86 242H87V241H86ZM86 242H85V243H86ZM85 243H84V244H85ZM61 244H62V243H61ZM84 247H85V246H84ZM72 249H73V248H72ZM59 255H61V254H59ZM86 256H87V255H86ZM63 257H64V256H63ZM129 257H130V255H129ZM143 257H144V256H143ZM140 258H141V257H140ZM140 258H139V259H140ZM146 259H147V258H146ZM140 261H141V260H140Z\"/></svg>",
	"mask_w": 264,
	"mask_h": 264
},
{
	"label": "built area",
	"instance_id": "obj_3",
	"mask_svg": "<svg viewBox=\"0 0 264 264\" xmlns=\"http://www.w3.org/2000/svg\"><path fill=\"white\" fill-rule=\"evenodd\" d=\"M218 264H222V263H219V262H218ZM223 264H225V263H223Z\"/></svg>",
	"mask_w": 264,
	"mask_h": 264
}]
</instances>
